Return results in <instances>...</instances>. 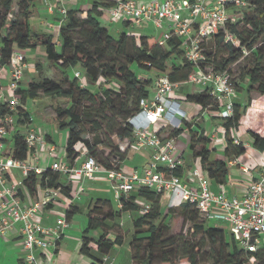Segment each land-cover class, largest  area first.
<instances>
[{"label": "trees", "instance_id": "16d2710c", "mask_svg": "<svg viewBox=\"0 0 264 264\" xmlns=\"http://www.w3.org/2000/svg\"><path fill=\"white\" fill-rule=\"evenodd\" d=\"M118 1L93 0L92 7L85 17L82 10H69L60 29L61 50L58 51L52 34L33 30L37 11L34 0H21L18 4L21 20L15 18L11 22L8 17H14L15 0H0V71L9 69L15 47L26 51L43 46L50 62L59 64L65 70L80 66L92 84L97 86L95 92L81 88L75 78L71 86L65 89L57 82L44 78L39 82L30 83L27 89L21 88L18 91L23 105L28 100H43L45 97L60 101L57 106L48 105L47 108L51 112L50 118L60 128L69 131L65 158L71 167L76 166L82 151L85 150L90 153L88 156L94 157L104 169H121L126 153L119 150L120 145L125 141L135 140L130 120L140 112V101L148 98L153 88V79L149 74L155 71L159 77L166 76L172 83L180 85L188 82L195 69L185 58L184 41L181 38L173 37L164 46L159 45L154 37L133 31H123L118 40L113 38L105 28L104 21L110 20L109 9ZM247 2L251 12L245 11L241 20L225 27V30L238 39L239 46L226 42L224 31L221 30L211 38L215 42L216 55L204 52L206 60L202 65L216 72L230 74L229 68L233 64L241 58L253 55L257 59V66L248 73L247 80L233 83L237 92L246 85L249 93L254 91L264 95V70L260 69L264 61V0ZM125 24L130 25L129 22ZM220 53L223 57L218 62L217 56ZM38 67L41 70L39 64ZM186 99L200 104L203 109L217 112L219 108L217 99L207 91L188 95ZM7 113L5 107L0 108V119ZM30 121L31 114L22 109L14 126L13 149L11 152L4 151V157H13L22 162L30 160L32 149L28 147L25 135L19 130V127H25ZM222 121L229 145L227 155L237 157L243 154L244 145L242 142L236 144L231 136V131H237L240 122L238 106L235 103L233 115ZM87 125L93 127V140L84 138L88 133L85 130ZM186 126L192 133L194 142L204 140V130L201 126L194 127L192 123H186ZM180 133L181 130H176L173 135ZM250 135L254 139L255 147L264 150V138L252 131ZM6 141L3 139V142ZM101 146L110 152H102L97 159V148ZM208 155L205 149L200 153L203 168L211 179L224 183L228 174L226 163L210 161ZM160 170L165 171L164 168ZM181 173V168L172 172L176 176ZM63 179L61 173L47 169L40 175L30 172L23 183L31 193H35L39 186L48 191L60 190L62 195L71 199V187L65 185ZM162 196L163 192L141 187L132 191L129 197L120 198L119 212H113L111 206L108 212H104L103 208L96 204L89 215L81 252L92 259L93 264H101V260L89 246L94 241L88 237L89 233L108 227V221L119 217L121 212L139 211L137 200L143 199L148 203L149 210L133 222L134 234L130 244L133 264H180L184 261L188 264H200L201 247L196 242L184 236L161 240V235L167 228L166 221L175 212L174 208H170L167 214L162 212ZM180 208L185 211H197L189 203L182 204ZM76 213V210H69L66 214L67 220L70 221ZM190 221L193 223L195 236L201 234L213 244L214 253L211 258L214 264H264V247L255 253H246L232 237L229 238L223 228L213 227L207 221L198 223L196 217H190ZM123 241V236L118 233L112 238L109 232L102 231L95 241L96 252L106 257L116 245H122ZM208 258L210 259V255Z\"/></svg>", "mask_w": 264, "mask_h": 264}, {"label": "built area", "instance_id": "2783aa9c", "mask_svg": "<svg viewBox=\"0 0 264 264\" xmlns=\"http://www.w3.org/2000/svg\"><path fill=\"white\" fill-rule=\"evenodd\" d=\"M45 1L48 3V11L54 13V5L50 0ZM248 7L247 0H152L149 3L141 0H119L109 9V14L112 22H129L136 27L150 23L161 28L163 24L170 22L167 31L157 43L164 46L173 37L184 41L185 58L195 67L188 82L199 87L200 92L207 91L217 99L219 108L216 113L224 120L233 115V99L237 91L229 73L203 67L202 64L206 60L204 43L223 30L226 42L239 46L238 39L225 30V27L241 20ZM59 12L65 20L68 10L62 7ZM49 28L53 29V26ZM26 67L24 50L15 47L10 59L7 85V90L12 95L8 99H5L3 94L5 88L0 83V108L5 107L8 112L0 119V196L9 198V201H3L1 205L4 213L0 217V234H6L10 228L19 224L23 249L26 252V264H37L36 250L41 249L47 256L50 255L49 250L55 246L50 239L54 238L57 242L64 230L69 227V222L66 214L57 220L56 225L50 227L35 221L38 210L56 199L60 190H50L42 201L25 208L18 199L16 186L10 185L7 180V174L12 169L21 170L26 178L30 172L38 175L43 172L26 162L4 157L3 139L8 128L16 124L18 115L25 109L18 91L21 89ZM81 76L80 72H76L75 78L81 80ZM177 87L178 84L172 83L168 77L160 76L153 86V94L140 101V112L130 120L134 128L135 145L138 148H153L156 152L142 175L137 173L127 175L116 168L104 169L91 156H87L80 166L73 167L57 160L51 169L70 180L91 179L99 173H104L117 200L141 187L170 193L173 196L171 208L180 207L185 203L191 204L207 222L225 223L241 250L255 253L264 247V165L262 176L250 184L246 194L241 198L228 197L225 193H214L205 175L198 169L192 172L193 185L173 175V171L183 166L181 159H175V138L163 140L152 127L163 119L173 123L176 118H186L181 103L170 97ZM32 123L31 118L26 125L28 131L25 142L33 152L40 146H46L47 138L34 129ZM234 139L236 144H240L237 137ZM129 143V141L121 143L122 152H126L124 144L128 146ZM53 152L55 148L51 150V153ZM160 168H164L165 171H161ZM148 210L149 205L145 207L143 213Z\"/></svg>", "mask_w": 264, "mask_h": 264}, {"label": "crops", "instance_id": "0c3cea01", "mask_svg": "<svg viewBox=\"0 0 264 264\" xmlns=\"http://www.w3.org/2000/svg\"><path fill=\"white\" fill-rule=\"evenodd\" d=\"M92 1L93 0H50L55 7V12L50 13L48 11V3L45 0H40L35 3V6L38 9L37 12L39 13L40 11L43 13L46 19L44 18L40 22H36V24L44 27L45 33L52 34L56 47L60 48V29L65 20L60 14L59 9L64 7L68 11L82 10L84 11L85 17L92 7ZM141 1L149 3L152 0ZM117 23L122 25V28L118 29L119 31H133L141 35H143L140 31L141 28L150 30V28L153 27L155 30L161 32L158 39L163 36L170 25V22H166L161 28H157L153 24L145 23L142 26L136 27L131 23L129 26H126L123 22H112L111 20L104 21V24L108 26H114ZM49 26H53V29H50ZM53 32H56V37ZM27 61L26 58V62ZM8 81L9 69L1 70L0 83L3 84L5 88L3 92L5 99H8L12 95V93L7 90ZM21 88L24 89L23 81ZM152 89L153 88H151V93L153 94ZM200 91L201 89L199 87L189 82L178 85L175 92L171 94L170 97L181 103V108L186 112V118H176L173 123L168 119L160 120L152 127V130L157 132L163 140L175 138V159H181L183 161V166L181 167L182 173L178 177L184 182L193 185L192 172L198 169L205 175L210 189L214 193H225L228 197L241 198L246 194L250 184L262 176L264 150L255 147L254 139L250 135V131L264 138V95L254 91L249 93L247 86L244 85V88L239 90L236 97L233 99L234 103L238 106L240 122L238 130L231 131V136L233 138L237 137L245 148L244 153L236 157L233 155L229 156L226 153L229 147L226 139V132L223 121L217 116L216 111L203 109L200 104L187 101L186 98L188 95H193ZM24 106L28 113H30L28 101L25 102ZM31 118L33 119L32 115ZM33 123L32 126L34 129L46 136L47 145L35 149L32 152L30 160L26 163L32 167L40 168L43 171L51 169L52 164L57 160L67 163L65 158V147L59 146L56 141L57 139H55L50 132L44 129L38 130ZM186 123H192L194 127L195 125L201 126L204 130V140L201 142H194L193 135L186 126ZM14 126L15 125L8 128V132L4 137V139L7 140L4 142L5 151L7 152H11L13 149ZM25 128L26 133L23 134ZM19 130L21 134L26 136L28 131L27 126L19 127ZM176 130H181V133L174 136L173 132ZM124 147L126 149V154L120 170L127 175L134 173L142 175L144 169L155 155V150L149 147L138 148L135 145V140L131 141L128 146L124 144ZM53 148H55V152L51 153ZM204 149L208 151V159L210 161H222L226 163L228 174L224 183H218L214 179H211L207 171L203 168L200 153ZM81 156V159L76 162V166H80L85 161L86 157L82 158ZM245 169H248V171H245ZM25 178L26 177L23 176L19 169H12L7 174L8 183L16 186L18 199L22 206L26 208L42 201L47 197L49 191L38 186L36 192L31 193L23 183ZM63 178L64 184L71 187V199L59 193V196L50 204L38 210L35 221L43 226L50 227L56 225L57 220L62 217V215L67 214L69 210H76L77 213L68 221L69 227L64 230L57 242H55L54 238L50 239L55 243V246L49 250L51 256L49 254L47 256L41 249L36 250L37 264H93V260L81 252L82 238L88 226L89 215L96 204L103 208L104 212L109 211V206L112 207L113 212H119L121 210L120 200L116 199L111 189V183L104 173H99L95 177L86 180L78 178L70 180L65 175H63ZM110 195H112L113 198ZM172 198L173 196L170 193H163L161 209L164 214H167L168 210L171 208L170 204ZM7 200L9 201L7 196H0V217L4 213L1 205L3 201ZM137 204L140 207L139 211L121 212L119 217L108 221L109 223L113 222L112 226L109 225L106 228H100L89 233L88 237L94 240L89 246L92 248L94 254L99 257L101 264H133L132 259L130 262L125 259L121 260L120 252H117L114 259L109 262L108 256L111 252L106 257L98 254L96 252L97 247L95 241L100 237L102 231L109 232L111 237L114 238L117 235L116 231H121L122 226L125 225L124 220L131 223L133 226L134 220L143 215V210L148 205L143 199L137 200ZM122 245H116L115 247ZM129 251L132 256L131 248ZM25 259L26 252L23 249V238L20 232V225L16 224L10 228L6 234H0V264H26Z\"/></svg>", "mask_w": 264, "mask_h": 264}, {"label": "rangeland", "instance_id": "374dc122", "mask_svg": "<svg viewBox=\"0 0 264 264\" xmlns=\"http://www.w3.org/2000/svg\"><path fill=\"white\" fill-rule=\"evenodd\" d=\"M21 0H15L14 2V8H13V15L14 17H8V21H14L15 18L17 20H21L19 17L20 10L18 8V4ZM40 0H34V4L39 2ZM36 10H38L36 8ZM248 12H251L250 9L246 10ZM35 19L33 20V30L45 32L44 27L41 25L36 24V22H40L42 19L45 18L44 14L39 11V13L36 11ZM46 19V18H45ZM19 20V21H20ZM105 28L109 31L110 35L118 40L120 37V34L123 31H119V28H122V25L117 23L114 26H108L104 24ZM126 31V30H125ZM140 31L143 33V35L154 37L155 40H158L161 32L158 30H155L153 27L148 29L141 28ZM129 32V31H127ZM56 32H53L54 36L56 37ZM78 38V37H76ZM215 42L211 39H209L206 43H204V52H207L211 55H216V48ZM260 47L261 45L258 44ZM58 51H60V48H57ZM262 52H264V48L262 49ZM46 52L43 46H38L36 48L26 50L25 55L27 58V67L24 72V78H23V87L24 89H27L30 85V83H35L43 80L44 78L51 79L58 84H60L63 88L67 89L71 86L72 82L75 81V72L80 71L82 73L81 80H77L79 83V86L81 88H88L91 91L95 92L97 91V86L92 84V82L87 78L84 70L77 66L76 68H72L69 70H65L62 68L59 64L52 63L46 58ZM223 57V54L220 53L217 56V61L219 62L221 58ZM37 63L41 66V70L38 71ZM257 66V59L253 55H249L247 57L241 58L239 61H237L235 64H233L230 68V75L234 82H240V81H246L248 73L254 69ZM260 69L264 70V61L261 63ZM142 76L144 75L142 72H139ZM146 76V75H145ZM148 77V76H147ZM149 77L153 80V86L155 85V82L159 78L157 73L155 71L151 72L149 74ZM119 88V87H117ZM44 98V97H43ZM60 103L59 100L55 98H44L43 100H28V106L29 111L33 117L34 120V126L38 130H46L50 132V134L57 139L58 145L61 147L66 146V141L69 136V131L67 129H62L59 127V125L50 118L51 112L47 108L48 105L50 106H57ZM87 105V103H84V105ZM85 130L88 132L86 135H84V138L93 140L94 135L92 134L93 127L92 125H87L85 127ZM26 133V128L23 131V134ZM121 151V149H119ZM102 152L109 153L110 150L106 149L104 147L97 148L98 155L96 156L97 159L102 155ZM83 154H81L82 158L87 157L90 155L87 151L83 150ZM79 158L78 160H80ZM131 193H129L127 196L129 197ZM112 198L113 196L110 195ZM175 212L173 213L172 217H170L166 221L167 228L161 235V240H166L173 237H179L184 236V238L194 241L201 247V262L200 264H214L213 259L211 256L214 253V247L213 244L206 239L203 238L201 234L195 236L193 231V223L190 221V217H196L198 223H205L206 220L197 212L194 211V209H190L188 211L182 210L180 207L174 208ZM124 226H122L121 231H116V233L123 236L124 241L122 246H117L112 249L111 254L108 256L109 262L114 259V256L117 254V252H120L121 260H127L128 262L131 261L132 256L130 251V244L133 238L134 234V228L131 223H128L124 220ZM108 225L112 226L113 222L109 223ZM210 225L213 227H220L226 230L229 238H231V233L229 230V227L225 223H218V222H210ZM210 255V259L208 258ZM104 260V259H103ZM102 260V261H103ZM108 262V263H109ZM188 264V262H181L180 264Z\"/></svg>", "mask_w": 264, "mask_h": 264}]
</instances>
